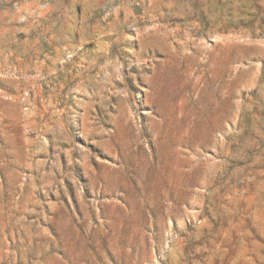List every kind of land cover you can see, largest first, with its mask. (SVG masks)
I'll return each mask as SVG.
<instances>
[{
  "label": "rangeland",
  "instance_id": "1",
  "mask_svg": "<svg viewBox=\"0 0 264 264\" xmlns=\"http://www.w3.org/2000/svg\"><path fill=\"white\" fill-rule=\"evenodd\" d=\"M0 264H264V0H0Z\"/></svg>",
  "mask_w": 264,
  "mask_h": 264
}]
</instances>
